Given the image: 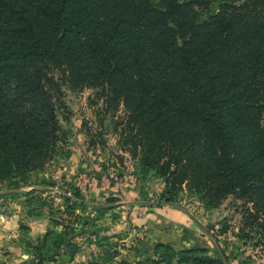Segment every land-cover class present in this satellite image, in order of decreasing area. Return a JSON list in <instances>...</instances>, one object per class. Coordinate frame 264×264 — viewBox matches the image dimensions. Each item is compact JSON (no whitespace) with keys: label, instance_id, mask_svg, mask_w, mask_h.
I'll use <instances>...</instances> for the list:
<instances>
[{"label":"trees","instance_id":"trees-1","mask_svg":"<svg viewBox=\"0 0 264 264\" xmlns=\"http://www.w3.org/2000/svg\"><path fill=\"white\" fill-rule=\"evenodd\" d=\"M62 84L121 103L164 203L233 194L264 221V0H0V180L52 156Z\"/></svg>","mask_w":264,"mask_h":264},{"label":"rangeland","instance_id":"rangeland-1","mask_svg":"<svg viewBox=\"0 0 264 264\" xmlns=\"http://www.w3.org/2000/svg\"><path fill=\"white\" fill-rule=\"evenodd\" d=\"M59 97L52 156L0 180V264H264L249 202L229 194L204 208L181 191L164 203L162 177L122 146L121 103L65 84Z\"/></svg>","mask_w":264,"mask_h":264}]
</instances>
